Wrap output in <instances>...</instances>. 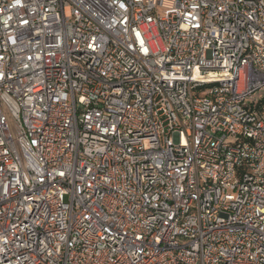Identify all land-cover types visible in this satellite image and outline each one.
<instances>
[{
	"label": "built area",
	"instance_id": "obj_1",
	"mask_svg": "<svg viewBox=\"0 0 264 264\" xmlns=\"http://www.w3.org/2000/svg\"><path fill=\"white\" fill-rule=\"evenodd\" d=\"M0 264H264V0H0Z\"/></svg>",
	"mask_w": 264,
	"mask_h": 264
},
{
	"label": "rangeland",
	"instance_id": "obj_2",
	"mask_svg": "<svg viewBox=\"0 0 264 264\" xmlns=\"http://www.w3.org/2000/svg\"><path fill=\"white\" fill-rule=\"evenodd\" d=\"M255 97L258 98V99H260V98H261L260 93H257V94L255 95Z\"/></svg>",
	"mask_w": 264,
	"mask_h": 264
}]
</instances>
